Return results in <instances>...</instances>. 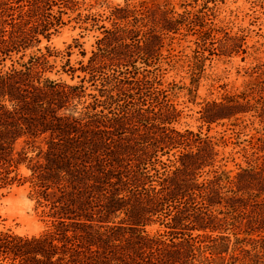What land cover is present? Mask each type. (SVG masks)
<instances>
[{"label": "trees", "instance_id": "1", "mask_svg": "<svg viewBox=\"0 0 264 264\" xmlns=\"http://www.w3.org/2000/svg\"><path fill=\"white\" fill-rule=\"evenodd\" d=\"M68 4L73 0H0V192L13 187L17 176L11 175L27 160L14 156L20 138L58 133L64 137L61 157L71 155H55L47 175L32 171L27 181L34 191L54 181L61 194L49 204V225L38 236L0 232V264H264V138L250 144L247 166L232 177L216 166L218 141L173 127L179 112L167 90L132 62L137 49L145 67L153 68L159 55L147 51L162 47L161 37L177 30V20L163 17L167 25H154L143 40V18L133 14L131 27L120 26L132 11L114 9L112 29L102 27L97 51L81 68L96 94H86L85 78L74 86L43 78L49 55L39 50L4 70L11 53L57 33ZM7 26L18 35L6 39ZM85 96L92 101L82 119L72 124L57 117ZM245 100L230 96L207 104L202 119L209 125L237 120L253 110ZM24 111H38L41 121L32 124ZM79 159L84 177L73 162ZM88 175L96 181L82 192ZM38 198V204L49 202ZM233 214L246 229L227 219Z\"/></svg>", "mask_w": 264, "mask_h": 264}, {"label": "rangeland", "instance_id": "2", "mask_svg": "<svg viewBox=\"0 0 264 264\" xmlns=\"http://www.w3.org/2000/svg\"><path fill=\"white\" fill-rule=\"evenodd\" d=\"M73 2L74 5L68 4V8L63 9L61 19L64 25L58 27L57 33L49 39L39 36V43H29L25 49L11 53L4 63V70L12 63L18 68L16 63H26L33 55H49L47 60L50 69L43 74V78L48 77L72 86L79 85L81 79L85 78L86 94H96L81 68L88 65L92 53L97 51V41L104 37L102 27L112 29L111 13L114 9L127 8L132 11L125 22L118 23L120 26L131 27L133 18L130 16L133 14L143 18L142 26L139 24L143 40L147 30L154 25L157 24L158 30L162 25H167L163 17H172L180 23L177 30L161 37L160 49L147 51L151 56L159 55L158 60L152 62L155 63L154 67H145L144 57L139 56L137 49L132 62H135L142 74H147L143 70L153 73L149 77L155 75L162 84L161 89L167 90L169 103L179 112L173 127L181 131H201L218 141L219 156L216 166L230 172L232 177L238 172V167L247 166V159L251 154L250 144H256L259 139L264 138V0ZM57 11L56 7L53 8V14L56 15ZM17 15L18 12H15L14 19H17ZM5 29L8 39L13 30L9 26ZM16 35L18 34L12 33V38ZM127 44L131 43L127 41ZM156 44L154 41V45ZM22 56V61H19ZM230 96L245 98L253 110L238 116L237 120H224L210 125L205 123L202 115L207 104L222 102L225 97ZM91 101L87 96L80 102L74 100L67 110L58 111L57 117L73 124L74 119L83 118V114L87 112L83 107ZM24 117H31L34 120L32 124L41 121L38 111L31 112V115L24 111ZM84 122L85 120L82 123ZM88 123L91 125L90 121ZM92 129L95 130V126ZM100 129L104 130L101 126ZM60 137L58 133H45L22 137L15 143L14 156L18 159L27 157V160L11 175L16 174L18 183L16 181L11 189L0 192V232L31 238L41 234L49 225V204L57 201L60 196L59 185L54 181L48 182L47 189L34 191L27 180H32L34 172L39 177L50 172L55 155L61 157ZM61 138L64 140V137ZM65 156L71 157L69 152L62 157ZM77 158L75 155L74 159ZM73 162L78 163L80 175L84 177L86 174L82 170L84 167L80 165V159ZM85 166L88 173L98 176L89 164ZM89 177L91 176L88 175L84 184L79 186L82 192L96 181ZM92 190L97 193L95 188L92 187ZM38 191H41L40 194H37ZM39 195L49 202L40 200L41 204H38ZM233 217L234 221H230ZM227 219L236 226L241 225L240 231L246 229L243 226L245 220H241L240 215H229ZM156 229L157 227L151 228L149 231L154 232Z\"/></svg>", "mask_w": 264, "mask_h": 264}]
</instances>
